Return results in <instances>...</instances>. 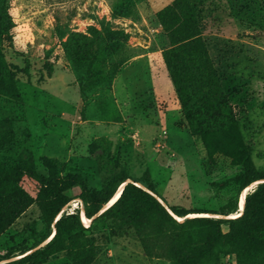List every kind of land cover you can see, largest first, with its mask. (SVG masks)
<instances>
[{"label":"rangeland","instance_id":"374dc122","mask_svg":"<svg viewBox=\"0 0 264 264\" xmlns=\"http://www.w3.org/2000/svg\"><path fill=\"white\" fill-rule=\"evenodd\" d=\"M173 1L10 0L14 39L5 55L18 65L22 99L0 94V170L29 147L39 173H78L90 188L102 186L100 161L117 160L133 179L149 168L167 206L230 203L245 160L264 169V0H201L203 37L230 110L205 138L191 131L166 61L171 45L157 14ZM78 208L79 197L62 213ZM44 232L34 203L0 234V264ZM86 234L95 237L92 264H172L169 231L146 228L145 241L127 226ZM44 264L74 263L61 250ZM207 264H264V255L221 245Z\"/></svg>","mask_w":264,"mask_h":264},{"label":"trees","instance_id":"16d2710c","mask_svg":"<svg viewBox=\"0 0 264 264\" xmlns=\"http://www.w3.org/2000/svg\"><path fill=\"white\" fill-rule=\"evenodd\" d=\"M9 2L0 0V94L19 101L22 93L16 71L12 69L18 65L9 63L5 55L6 44L14 39ZM202 5L201 0H174L157 17L170 41L166 61L183 111L191 131L205 138L230 115V110L203 37ZM100 166L104 172L102 186L90 188L78 173L63 176L39 173L33 151L23 147L16 164L0 170V234L34 203L40 209L45 232L33 245L19 250L24 254L22 257L2 264H44L61 250L68 252L74 264H92L95 237H88L86 233L99 226L112 233L124 226L134 228L143 241L146 237L142 231L146 228L151 235L169 231L171 243L167 252L172 264L210 263L221 245H243L264 255V169H259L252 160H245L244 170L236 176L237 195L224 208L189 210L169 205L174 214L156 194L157 185L149 168L140 178L133 179L126 170L118 171L117 160L100 161ZM128 179L132 181L126 183L120 197L97 215ZM257 180L261 182L247 193L244 212L238 217L196 215L183 221L176 217L189 213L230 215L237 212L242 191ZM76 187L79 192L71 195ZM77 197L83 200L85 213L92 218L89 226L83 223L80 208L62 213L64 206ZM196 231L198 235L194 237ZM53 233L52 239L42 245ZM15 255V251L9 252L2 259Z\"/></svg>","mask_w":264,"mask_h":264},{"label":"bare ground","instance_id":"6f19581e","mask_svg":"<svg viewBox=\"0 0 264 264\" xmlns=\"http://www.w3.org/2000/svg\"><path fill=\"white\" fill-rule=\"evenodd\" d=\"M264 180V179H263ZM131 181V179H128L127 181L123 182L118 191L116 192V195H114V197L103 207L104 209L106 207H108L109 205H111L112 203H114V201L119 197L120 193L123 191L125 185L127 182ZM259 181L261 180H257L255 182H253L252 184H250L248 187H246L242 193V196H241V201H240V209L237 211V212H234V213H231L230 215H222V214H212V213H189L187 214V216H179V215H176V217L180 220V221H183L185 220L186 218L188 217H193V216H196V215H207V216H229V217H238L240 215H242L243 213V210L245 208V202H246V195L247 193L250 191V189L256 185V183H258ZM140 186L146 188L142 183L140 182H137ZM260 183V182H259ZM102 208V209H103ZM61 214L58 215L57 218L60 217ZM82 221L84 224H86L87 226H89L92 222V218H89L86 213H85V209L82 210ZM55 233V232H54ZM54 233L48 238L46 239L42 244H46L49 240L52 239V237L54 236ZM21 257V256H20Z\"/></svg>","mask_w":264,"mask_h":264},{"label":"water","instance_id":"95a60500","mask_svg":"<svg viewBox=\"0 0 264 264\" xmlns=\"http://www.w3.org/2000/svg\"><path fill=\"white\" fill-rule=\"evenodd\" d=\"M131 181H132V179H131ZM259 182H261V181H259ZM259 182H258V183H259ZM258 183H257V184H258ZM117 191H118V190H117ZM243 191H244V190H243ZM243 191H242V192H243ZM121 193H122V192H121ZM121 193H120V195H121ZM115 195H116V193H115ZM120 195H119V197H120ZM241 195H242V194H241ZM113 197H114V196H113ZM119 197H118V198H119ZM118 198H117V199H118ZM117 199H116V200H117ZM160 199H161V198H160ZM116 200H115V201H116ZM115 201H114V202H115ZM161 201L167 206V204L165 203L164 200L161 199ZM240 201H241V197H240ZM240 201H239V208H240ZM112 204H113V203H112ZM112 204H111V205H112ZM111 205H109L108 207H110ZM108 207H106L105 209L103 208V209H102L97 215L101 214V213H102L103 211H105ZM167 207H168V206H167ZM83 209H84V208H83ZM168 209L170 210L171 213H173V211H172L169 207H168ZM243 212H244V210H243ZM173 214H174V213H173ZM97 215H96V216H97ZM42 245H44V244H42Z\"/></svg>","mask_w":264,"mask_h":264}]
</instances>
